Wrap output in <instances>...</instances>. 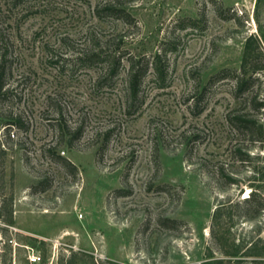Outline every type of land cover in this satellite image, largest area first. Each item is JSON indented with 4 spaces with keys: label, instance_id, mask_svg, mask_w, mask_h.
<instances>
[{
    "label": "rangeland",
    "instance_id": "obj_1",
    "mask_svg": "<svg viewBox=\"0 0 264 264\" xmlns=\"http://www.w3.org/2000/svg\"><path fill=\"white\" fill-rule=\"evenodd\" d=\"M108 1L0 0V264H264V210L244 202L264 195V142L229 124L245 100L213 79L251 37L264 96V0H115L132 24L98 17ZM163 45L164 79L151 68L128 112L127 60L113 76L98 53Z\"/></svg>",
    "mask_w": 264,
    "mask_h": 264
},
{
    "label": "trees",
    "instance_id": "obj_2",
    "mask_svg": "<svg viewBox=\"0 0 264 264\" xmlns=\"http://www.w3.org/2000/svg\"><path fill=\"white\" fill-rule=\"evenodd\" d=\"M258 2V0H257ZM216 11L221 18L229 19L233 16V13L225 14L220 6H216ZM98 17L111 16L117 19H122L126 23H134L135 19L127 9L117 5L115 0L104 3L101 7L96 9ZM202 20H205V14L202 13ZM201 19L190 18L188 19L190 26H197ZM250 40H247L239 69L229 70L224 69L219 71L213 76V79H220L224 77H231L235 81L234 87V98L240 102L242 99L245 100L246 111L239 113L232 111L228 113L227 120L229 124L238 130L247 134L248 140L251 142L259 141L264 142V122L258 117L259 114L264 113V96H259V92L255 89L256 81L258 80V73L260 70L257 59L252 55L250 50ZM2 43V41H0ZM5 46L0 44V103L4 97L8 94V76L11 72L9 54ZM174 45L166 46L163 45L161 49L153 56L147 55H134L126 54L123 51L108 52L103 51L98 53L103 62H105L111 74L117 75L122 66L123 59L128 62V98L127 108L128 112L135 113L141 106L142 99L140 98V90L143 83V79L148 74L151 68L154 69L158 76L163 79L167 72V65L165 62L166 52L168 50H174ZM1 122V121H0ZM1 127V126H0ZM83 127H76L74 131L68 129V133L71 134L70 142L79 139L83 134ZM2 141H0V172H3L2 159L5 156L6 149ZM240 154L241 160H248L251 156L247 152H243L241 149H237ZM70 167H74L72 163L68 162ZM230 182L235 183L232 177H229ZM49 184H45L41 189H46ZM120 193L121 191H117ZM245 204L248 205L246 210L252 211L254 214H258L264 210V195L258 192L256 188L250 192L244 200ZM163 224L168 222H177L176 219L165 218L160 220Z\"/></svg>",
    "mask_w": 264,
    "mask_h": 264
},
{
    "label": "built area",
    "instance_id": "obj_3",
    "mask_svg": "<svg viewBox=\"0 0 264 264\" xmlns=\"http://www.w3.org/2000/svg\"><path fill=\"white\" fill-rule=\"evenodd\" d=\"M31 262H37V260H40V256L37 255H33V256H29Z\"/></svg>",
    "mask_w": 264,
    "mask_h": 264
}]
</instances>
